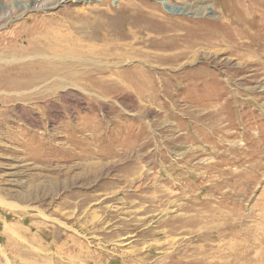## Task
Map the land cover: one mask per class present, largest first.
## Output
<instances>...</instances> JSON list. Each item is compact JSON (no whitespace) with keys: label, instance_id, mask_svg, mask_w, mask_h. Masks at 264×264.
I'll use <instances>...</instances> for the list:
<instances>
[{"label":"rangeland","instance_id":"rangeland-1","mask_svg":"<svg viewBox=\"0 0 264 264\" xmlns=\"http://www.w3.org/2000/svg\"><path fill=\"white\" fill-rule=\"evenodd\" d=\"M32 1L0 0L14 10L5 28L44 19L25 11ZM228 1L67 6L154 9L168 19L156 25L199 20L194 40L214 29L210 22ZM243 1L248 19L264 2ZM206 48L184 67L144 65L152 84L173 85L165 91L106 95L69 87L26 100L0 97V264H264V73ZM202 67L211 75L198 80L191 73ZM218 78L215 87H194ZM131 164L135 172H124ZM190 202L203 216L212 209L213 224L182 230L198 214L186 215Z\"/></svg>","mask_w":264,"mask_h":264},{"label":"bare ground","instance_id":"bare-ground-1","mask_svg":"<svg viewBox=\"0 0 264 264\" xmlns=\"http://www.w3.org/2000/svg\"><path fill=\"white\" fill-rule=\"evenodd\" d=\"M67 1L33 0L28 7H25V11L42 13L44 19L41 18L42 20L35 23L27 19L26 23L16 24L14 28H11L12 25L7 28L4 26V22L7 21L10 25L14 10L0 7V31L3 28L6 30L0 32L1 101L26 100L27 94L45 93L69 87L78 90L83 88L97 90L98 93L106 95L141 93L149 90L165 91L170 87L172 89L173 85L168 81L152 84L148 74L150 72L143 68L144 65L157 66L160 69L165 66L167 69L184 67L197 59V56L192 60L189 59L194 52L198 53L200 49L206 47L220 54L223 51L232 54L230 59H226L228 63L238 59L247 67L256 65V71L264 73V2L260 5L261 9L248 19L246 14L249 10L244 7L243 0L228 1L225 4H228L230 10L223 7L220 18L210 22L214 29L199 33L194 40H191L192 35H195L193 28L202 24L199 20L173 19L169 22L161 21V25L159 23L156 25L157 18L164 20L167 16L158 14L154 9L141 7H133V9L131 5L115 9L108 6L104 9L93 6V8H77L72 5L67 6ZM246 1L253 3L250 0ZM77 3L87 4L91 3V0H77ZM63 4V10L54 12L58 5ZM30 22L33 24L30 25ZM102 61L107 63L109 68L102 67L100 65ZM134 61L138 65L135 66ZM113 65L119 67L126 65L127 68L110 69ZM204 69L199 68L191 74L197 75L199 80ZM106 74H109L108 78H105ZM203 74L206 77L211 75L205 72ZM168 76L171 75H166V78ZM162 78H165V74ZM222 83L219 78L213 83L200 80L194 83V87L197 90L208 89ZM133 167L134 164H131L123 171L128 172L132 169L133 174L135 172ZM234 202L238 204L239 200ZM194 206V202L188 203L186 215L192 211L198 212ZM157 210V207H153L152 211ZM133 213L136 215L135 212ZM206 213L208 215L203 216L198 212L195 217L190 216L187 220L179 217L181 222L186 220L179 225L180 228L185 230L188 226H191V229L200 228L201 225L206 227L207 220L213 224L216 217L213 216L212 209ZM63 245L68 247L69 241L67 240Z\"/></svg>","mask_w":264,"mask_h":264}]
</instances>
